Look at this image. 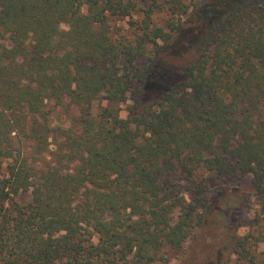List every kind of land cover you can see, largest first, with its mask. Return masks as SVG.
I'll return each instance as SVG.
<instances>
[{"label": "trees", "instance_id": "1", "mask_svg": "<svg viewBox=\"0 0 264 264\" xmlns=\"http://www.w3.org/2000/svg\"><path fill=\"white\" fill-rule=\"evenodd\" d=\"M233 1L0 0V264H169L233 177L257 207L214 264H264V0Z\"/></svg>", "mask_w": 264, "mask_h": 264}, {"label": "rangeland", "instance_id": "2", "mask_svg": "<svg viewBox=\"0 0 264 264\" xmlns=\"http://www.w3.org/2000/svg\"><path fill=\"white\" fill-rule=\"evenodd\" d=\"M243 1V0H234ZM222 10L221 8H219ZM209 16V22L213 15ZM113 28H119L124 25V22L113 20L111 21ZM177 61L162 56L155 64V69L150 74L144 93V100L148 103L152 101L160 92L177 76L178 64ZM104 105L112 108H118L120 115L126 117V109L123 103L108 101L102 96L94 106ZM64 107H55L50 114L51 126L54 128H67L71 125L72 117L77 114V109L71 107L69 112H66ZM53 140V139H52ZM51 140V141H52ZM177 186L182 191V196L189 199L186 187L188 182L185 179H176ZM223 186L226 191L223 194H217L211 198L208 209L206 211V224L193 230L190 237L186 240L180 249H171L164 247L162 254L167 258L169 264H214L217 261L218 254L223 246L228 245V237L231 233V228H226L224 225L225 217L223 211L228 208V205L237 207L238 213L245 210L247 219L254 215L256 202L252 194V187L248 177L239 179L237 177L229 178L223 181ZM212 188H215L212 186ZM29 194L21 195L19 201H28ZM243 207V208H242ZM233 213V212H232ZM224 226V227H223ZM246 229L242 228L239 233H244ZM96 241V237L93 238ZM263 249L264 246L261 245Z\"/></svg>", "mask_w": 264, "mask_h": 264}]
</instances>
